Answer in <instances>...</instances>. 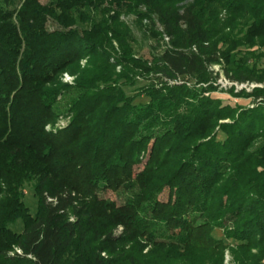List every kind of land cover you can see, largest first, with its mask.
<instances>
[{"label": "trees", "instance_id": "16d2710c", "mask_svg": "<svg viewBox=\"0 0 264 264\" xmlns=\"http://www.w3.org/2000/svg\"><path fill=\"white\" fill-rule=\"evenodd\" d=\"M121 14L148 22L150 59L120 33ZM113 40L118 53L103 48ZM262 47L264 0H0V161L32 174L37 197L19 231L0 222V264H64L101 188L130 180L137 191L114 226L143 237L159 264H223L227 249L232 264H264V145L252 147L264 138V85L228 92L249 107L180 82L208 83L223 63L229 80L261 84ZM83 59L74 87L61 84ZM146 73L159 85L149 100L127 96L126 81ZM63 91L77 94L70 120L47 129ZM87 259L147 264L104 246Z\"/></svg>", "mask_w": 264, "mask_h": 264}, {"label": "rangeland", "instance_id": "374dc122", "mask_svg": "<svg viewBox=\"0 0 264 264\" xmlns=\"http://www.w3.org/2000/svg\"><path fill=\"white\" fill-rule=\"evenodd\" d=\"M43 1V0H42ZM121 22V26H118L120 33L126 35V38L131 41V47L133 45L134 51L137 53L138 57L143 59H150V44L152 38L149 35V29L146 20H135L132 14L125 15L121 14L118 18ZM128 25L130 30L122 29L123 24ZM245 29V28H244ZM243 29V31H244ZM132 41L134 44H132ZM111 42V41H110ZM114 49H111L108 45H103L107 51L111 53L118 51V43L116 40L112 41ZM113 50V51H112ZM258 51L263 52L264 47L260 48ZM117 58V54H114ZM264 57H261V63ZM86 65L85 60H81L78 64L72 65L73 73L70 71H63L58 75V81L61 84H66L68 86L74 87L75 81L81 72L82 68ZM114 71L117 73L120 71L119 64L115 67ZM210 77L207 79L208 83H196V80L187 79L181 80L184 82L188 88L199 89V87L205 88L209 85L211 86L213 96L220 97L227 102L229 100L232 103H239L241 105H249L251 107L250 98L246 97H231L228 92L235 88V90L245 89L251 91L255 86L264 85V81L260 83H238L229 80L223 72L222 64H212L209 66ZM122 81V80H121ZM135 84L132 85V78L126 81L123 86L127 96L132 97V95L139 94V99L143 102L149 100V98L143 96L147 91H151L152 88H156L159 85L156 84L155 80L150 74H139L135 77ZM121 84V82H120ZM56 85L50 84L48 87L54 88ZM152 87V88H151ZM65 91V90H64ZM63 91V98L54 108L58 110V116L56 121L52 124L46 126L47 129H60L68 124L70 120V114H67L66 109L72 105V98L76 97L77 94H71L69 92ZM208 93H205L207 95ZM230 119H220L217 121L216 125H220L224 122H229ZM219 127L216 128L218 130ZM264 145V138L257 139L252 142V147H261ZM2 161H0V222L6 221V227L10 231H19L21 229L24 215L26 213L33 214L36 210L37 197L34 193V187L36 185V178L29 173L18 170H6L8 169ZM141 168V165L134 166V171ZM5 177V178H4ZM11 181V183L6 184L4 181ZM15 180V181H14ZM14 181V182H13ZM14 183V184H13ZM137 191L136 185L132 181H127L123 185H119L116 188L105 187L101 188L98 192L99 200L97 202H91L88 206V210L83 216V228L85 231V239L82 244H75L74 248L67 254L64 259V264H79L83 259H87L88 252L94 251L97 247L104 246L109 251H122L131 252L132 250L143 256V259L147 264H159V253L156 254L153 249L147 244L145 239L140 236H133L132 233L125 231L122 225L114 226L116 221V208L127 206L126 203H132V195ZM166 192L162 193L159 198L166 199ZM105 203H112L114 206L111 209L106 208ZM111 204V205H112ZM124 210V209H123ZM122 211V210H121ZM119 211V213L121 212ZM107 213V215H106ZM113 214L112 220L110 215ZM103 221V223H102ZM102 224H101V223ZM105 222V224H104ZM94 229H99L100 237L94 238ZM130 231V230H129ZM212 235L216 238H224L223 231L220 228L213 230ZM225 239V238H224ZM227 242H231L230 239H225ZM149 250V252H148ZM155 253V254H153ZM223 264H232V258L227 250L224 251Z\"/></svg>", "mask_w": 264, "mask_h": 264}]
</instances>
